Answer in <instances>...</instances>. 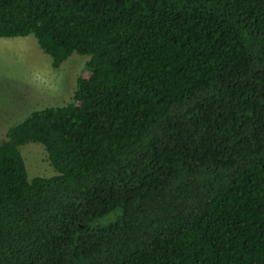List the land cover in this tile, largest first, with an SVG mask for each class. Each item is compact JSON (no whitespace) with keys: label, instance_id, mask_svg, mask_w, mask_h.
Returning <instances> with one entry per match:
<instances>
[{"label":"trees","instance_id":"obj_1","mask_svg":"<svg viewBox=\"0 0 264 264\" xmlns=\"http://www.w3.org/2000/svg\"><path fill=\"white\" fill-rule=\"evenodd\" d=\"M26 36L88 61L0 141V264H264V0H0Z\"/></svg>","mask_w":264,"mask_h":264},{"label":"rangeland","instance_id":"obj_2","mask_svg":"<svg viewBox=\"0 0 264 264\" xmlns=\"http://www.w3.org/2000/svg\"><path fill=\"white\" fill-rule=\"evenodd\" d=\"M87 61L74 53L53 69L51 57L33 36L0 38V141L11 125L30 113L69 103ZM20 149L29 177L56 174L42 144L30 143Z\"/></svg>","mask_w":264,"mask_h":264}]
</instances>
